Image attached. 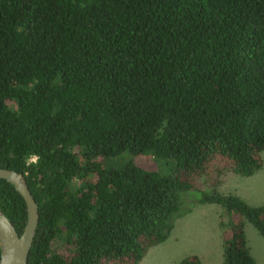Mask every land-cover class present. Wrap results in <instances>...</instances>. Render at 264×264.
Segmentation results:
<instances>
[{
  "label": "trees",
  "instance_id": "16d2710c",
  "mask_svg": "<svg viewBox=\"0 0 264 264\" xmlns=\"http://www.w3.org/2000/svg\"><path fill=\"white\" fill-rule=\"evenodd\" d=\"M262 150L264 0H0V167L38 213L26 264H138L200 178L195 203L226 215L221 264H255L243 228L264 238V204L218 187ZM0 211L19 235L3 179Z\"/></svg>",
  "mask_w": 264,
  "mask_h": 264
},
{
  "label": "rangeland",
  "instance_id": "374dc122",
  "mask_svg": "<svg viewBox=\"0 0 264 264\" xmlns=\"http://www.w3.org/2000/svg\"><path fill=\"white\" fill-rule=\"evenodd\" d=\"M128 154L113 159L116 164L126 159ZM262 165L250 176H240L227 172L222 177L218 191L222 194H234L250 205L264 204V150L260 152ZM136 163L143 167H154L149 155L135 156ZM198 186L183 193L185 204L190 212L177 217L173 228L165 241L150 247L138 264H178L186 256H197L200 264H221V235L224 228L218 224L225 220L222 207L216 204L195 203L201 191L209 192L210 186L200 178ZM244 235L255 264H264V238L250 224H244Z\"/></svg>",
  "mask_w": 264,
  "mask_h": 264
},
{
  "label": "water",
  "instance_id": "95a60500",
  "mask_svg": "<svg viewBox=\"0 0 264 264\" xmlns=\"http://www.w3.org/2000/svg\"><path fill=\"white\" fill-rule=\"evenodd\" d=\"M0 179L10 183L21 196L26 214L22 231L17 235L10 221L0 211V264H26L38 220L36 203L21 174L0 167Z\"/></svg>",
  "mask_w": 264,
  "mask_h": 264
},
{
  "label": "crops",
  "instance_id": "0c3cea01",
  "mask_svg": "<svg viewBox=\"0 0 264 264\" xmlns=\"http://www.w3.org/2000/svg\"><path fill=\"white\" fill-rule=\"evenodd\" d=\"M238 195H239V194H238ZM238 195H237V196H238ZM240 198H241V197H240ZM241 199H242V198H241ZM249 250H250V249H249ZM249 252H250V251H249Z\"/></svg>",
  "mask_w": 264,
  "mask_h": 264
}]
</instances>
